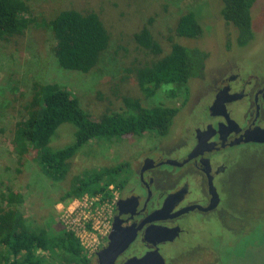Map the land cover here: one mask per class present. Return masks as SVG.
<instances>
[{"label": "rangeland", "instance_id": "374dc122", "mask_svg": "<svg viewBox=\"0 0 264 264\" xmlns=\"http://www.w3.org/2000/svg\"><path fill=\"white\" fill-rule=\"evenodd\" d=\"M26 1L35 21L22 34L8 40L0 38V193L8 188L21 192L24 200L19 206L26 218L37 227L61 231L69 227L63 209L73 198L62 200L61 196L69 188L75 174L85 169L121 162L130 165L157 142L163 141L169 147L182 145L195 120L204 118L202 113H194L186 130L185 123L191 116L196 99L205 91L202 89L206 88V82L233 58L239 57V61L252 70L264 67V0H257L252 7L253 27L256 30L254 39L237 47L235 29L221 15V0ZM65 8L96 11L110 32L108 48L97 65L87 72L65 69L58 64L53 50L56 39L52 30L41 24L43 18L50 19ZM187 10L197 13L204 28L198 37L189 38L176 33L178 18ZM147 24L162 46L159 54L143 48L135 39V32ZM173 41L198 46L209 52L205 77L189 80V97L186 102H183L182 95L170 96L163 88H159L152 96H146L132 70L168 53ZM46 82H58L65 86L79 98L93 118H98L105 111L123 107L124 96L138 97L145 105H177L180 110L168 134L162 139L157 132L148 131L142 135L128 134L121 138L90 140L71 159L67 176L63 180L54 181L41 171L33 149L29 148L20 155L13 142L15 124L26 114L24 105L31 99L33 86ZM74 130L73 123H62L51 145L60 147L70 143L74 140ZM249 155L250 150L243 147L239 151L238 161L247 162L250 160ZM171 168L169 165L162 167L169 171ZM231 188L235 189L236 194ZM240 188L238 184L226 185L223 188L226 198L222 214L210 213L205 222L195 223L192 218L195 232L186 236L181 244L177 241L176 246H166L167 256L169 252L176 253L179 247L183 250L179 254L187 256L190 248L186 247L196 241L206 248V257L209 258L211 253L218 264H264V177L251 184L243 195L237 192ZM108 208L111 209V206L106 205L102 209L103 215L107 217ZM231 216L242 218V224L234 223ZM78 217L82 218L83 225L89 223L98 226L99 223L102 229L103 216L99 222L91 213L87 218L83 214ZM91 257L89 264H97L96 254ZM50 261L53 264L59 263L50 258L44 260L43 264Z\"/></svg>", "mask_w": 264, "mask_h": 264}, {"label": "trees", "instance_id": "16d2710c", "mask_svg": "<svg viewBox=\"0 0 264 264\" xmlns=\"http://www.w3.org/2000/svg\"><path fill=\"white\" fill-rule=\"evenodd\" d=\"M221 15L235 29V43L244 46L255 37L252 7L257 0H221ZM26 0H0V38L8 40L22 34L35 19ZM42 25L49 27L56 39L54 55L58 64L71 70L87 72L94 68L108 48L111 35L96 11L77 8L61 9ZM204 28L194 10L182 13L176 24L179 36L194 38ZM136 41L152 53L162 52L148 24L134 34ZM209 52L198 46L173 41L168 53L149 63L134 67L138 84L146 96L159 88L170 96L189 97V80L204 73ZM124 106L108 110L93 118L79 98L58 82L36 83L31 99L24 105L26 114L15 124L13 142L20 155L29 148L44 175L54 181L63 180L71 159L92 139H113L125 135L157 132L168 134L180 106L157 103L145 105L138 97L124 96ZM64 122L75 125L74 140L54 147L51 141ZM124 163L85 169L75 174L61 199L85 194L110 199L113 189L121 185ZM24 196L10 188L0 193V264H43L56 259L58 264H89L92 257L83 253L78 237L65 228L37 227L24 215L20 204ZM45 251V253H41ZM48 264H53L50 261Z\"/></svg>", "mask_w": 264, "mask_h": 264}, {"label": "flooded vegetation", "instance_id": "af4514ba", "mask_svg": "<svg viewBox=\"0 0 264 264\" xmlns=\"http://www.w3.org/2000/svg\"><path fill=\"white\" fill-rule=\"evenodd\" d=\"M228 63L206 82L202 89L206 92L196 99L186 130L194 113H202L204 118L195 120L182 145L169 147L162 140L157 142L130 165L124 163L121 185L116 188L112 184L118 195L110 231L115 215L122 220V236L138 230L117 257L118 264L155 246L166 264H218L211 253L206 257V248L196 241L186 247L190 248L187 256L179 254L181 247L167 256L165 247L176 246L177 241L181 244L195 232L192 220L205 222L210 213L222 214L226 185L238 184L237 192L243 195L264 177V67L252 70L239 57ZM204 73L201 76L205 77ZM243 147L250 150L247 162L238 161ZM168 159L177 163H166ZM164 165L171 170H163ZM119 199L123 200L118 206ZM231 219L242 224L240 217ZM107 242L108 236L100 248Z\"/></svg>", "mask_w": 264, "mask_h": 264}, {"label": "built area", "instance_id": "2783aa9c", "mask_svg": "<svg viewBox=\"0 0 264 264\" xmlns=\"http://www.w3.org/2000/svg\"><path fill=\"white\" fill-rule=\"evenodd\" d=\"M110 188L113 189V196L110 199H101L100 196L85 194L81 197H74L63 209L70 224L69 227H66V230L72 231L75 236L79 238L81 245L83 246V253L88 257L97 253L101 245L105 243L108 233L110 232L112 209L118 195V192L112 187V185H110ZM106 205L111 206V209L108 208L109 217L102 213V209L104 210V206ZM64 213H62L63 218ZM89 213H91L94 218H97L98 222L102 216L104 217V220L101 223L102 229L99 228V223L98 226L94 224L89 225V223L83 225L81 223L82 218H77V215L79 214H83L84 217L87 218ZM92 238L94 239L92 240Z\"/></svg>", "mask_w": 264, "mask_h": 264}, {"label": "water", "instance_id": "95a60500", "mask_svg": "<svg viewBox=\"0 0 264 264\" xmlns=\"http://www.w3.org/2000/svg\"><path fill=\"white\" fill-rule=\"evenodd\" d=\"M212 105L211 109H213ZM176 159H168L166 163L175 164ZM123 199H119L117 205L121 203ZM121 219L119 215H115L113 219L112 229L108 235V242L105 246L100 248L97 253V264H118L117 257L126 249L129 243L137 235V229L130 232L126 236L121 235ZM140 227H138L139 229ZM175 230V228H172ZM178 234V231H176ZM175 233V235H176ZM174 235V236H175ZM122 236V237H121ZM119 264H166L164 256L160 253L159 249L155 248L146 251L141 255H133L120 262Z\"/></svg>", "mask_w": 264, "mask_h": 264}]
</instances>
